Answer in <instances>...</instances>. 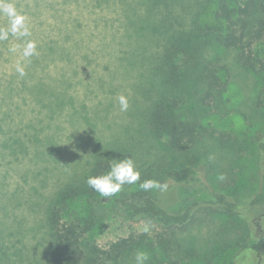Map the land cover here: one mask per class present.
<instances>
[{
	"label": "rangeland",
	"instance_id": "rangeland-1",
	"mask_svg": "<svg viewBox=\"0 0 264 264\" xmlns=\"http://www.w3.org/2000/svg\"><path fill=\"white\" fill-rule=\"evenodd\" d=\"M37 1V9L35 0L4 1L26 17L31 35L0 42V264H51L47 216L54 198L78 177L91 176L98 162L124 157L133 159L140 181L112 198L98 194L92 204L95 225L85 236L89 244L106 248L144 233L145 225L149 233L161 232L118 201L144 180L158 181L174 160L197 162L209 188L233 201L240 215L214 205L197 185L158 189L159 203L169 212L192 208L190 225L175 232L177 244L203 253L226 250L220 261L225 264L233 258L264 263V256L244 250L264 230V207L247 208L259 188L264 70L257 63L254 69L243 66L234 49L206 48L203 56L219 59L227 74L217 112L196 107L206 136L189 155H175L148 125L162 89L156 69L161 47L174 30L188 29L191 8L206 0H159L157 6L156 0ZM211 12L203 23L213 22ZM6 18L0 13L1 28ZM28 40L35 42L43 69H27L21 77L17 64L26 69L33 63L21 55ZM120 96L128 101L127 111L120 110ZM190 109L188 103L184 111ZM78 209L83 215L85 202ZM127 264H135V255Z\"/></svg>",
	"mask_w": 264,
	"mask_h": 264
},
{
	"label": "trees",
	"instance_id": "trees-1",
	"mask_svg": "<svg viewBox=\"0 0 264 264\" xmlns=\"http://www.w3.org/2000/svg\"><path fill=\"white\" fill-rule=\"evenodd\" d=\"M158 1L154 2L155 6ZM38 4L35 0L36 9ZM28 7L27 5L26 8ZM208 9L212 10L213 22L203 23L206 17H210ZM191 11L188 29L174 30L161 47L156 69L161 78L162 89L148 120L151 133L156 138H163L169 152L175 155H189L207 134L206 128L197 120L196 107L199 111L214 114L226 91L225 65L219 59H206L202 53L204 49H234L243 66L254 69L257 63L264 70V0H206L196 2ZM8 24L9 20L6 18L5 27L0 26V29H6ZM167 29L172 31L171 27ZM9 37L28 39L11 34ZM8 39L0 42H10L11 39ZM31 59L34 64H28L25 71L30 68L43 69L38 56H32ZM188 103L192 104V109L184 111ZM257 151L259 188L248 198V209L264 207V138L258 140ZM109 165L106 161L98 162L91 176L105 173ZM87 178L88 176L78 177L65 185L50 205L47 223L51 264H127L137 250L147 252L148 264H225L220 261L226 250L203 253L177 244L175 232L190 225L192 208H187L182 213L169 212L159 203L157 193L155 194L158 189L144 191L140 188L126 198H121L118 203L132 217L159 225L161 232L132 233L110 243L106 248L89 244L85 236L95 225L92 204L99 193L87 185ZM158 182L169 187L200 186L210 195L214 205L222 207L233 216L240 215V210L233 201L209 188L197 162L180 164L174 160L172 165L162 170ZM81 202L86 204L83 215L80 209L79 212L75 211V206ZM69 211H72L71 216L65 218ZM244 250L259 257L264 256V230ZM229 264L240 262L233 258Z\"/></svg>",
	"mask_w": 264,
	"mask_h": 264
},
{
	"label": "clouds",
	"instance_id": "clouds-1",
	"mask_svg": "<svg viewBox=\"0 0 264 264\" xmlns=\"http://www.w3.org/2000/svg\"><path fill=\"white\" fill-rule=\"evenodd\" d=\"M0 13L8 17L9 26L6 29H0V40H7L9 35L17 37H28L31 35L29 28L26 24V17L20 14L15 5L12 3H4L0 0ZM15 52L16 48L10 49ZM36 44L32 40L26 41L21 52L22 57L30 58L36 55ZM16 71L21 77L26 75L25 69L19 63L16 66ZM120 110L127 111L129 105L126 97H119ZM140 181V171L136 169L133 159L130 157L114 158L109 165V169L100 175L89 176L87 178V185L95 192L99 193L102 198L108 199L119 193L124 185H134ZM139 187L144 191L150 189L166 190L167 185L161 184L155 180H144L139 184ZM143 232L149 231L148 225L142 229ZM149 256L146 251L137 250L135 254V264H148Z\"/></svg>",
	"mask_w": 264,
	"mask_h": 264
}]
</instances>
